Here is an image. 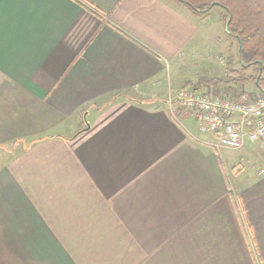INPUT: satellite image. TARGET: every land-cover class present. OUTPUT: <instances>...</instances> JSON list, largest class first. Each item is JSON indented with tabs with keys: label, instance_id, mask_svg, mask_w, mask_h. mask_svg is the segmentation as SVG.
Masks as SVG:
<instances>
[{
	"label": "crops",
	"instance_id": "obj_1",
	"mask_svg": "<svg viewBox=\"0 0 264 264\" xmlns=\"http://www.w3.org/2000/svg\"><path fill=\"white\" fill-rule=\"evenodd\" d=\"M190 10L0 0V264H264V139L239 172L167 106L199 77L201 29L225 33ZM230 72L215 86L244 100Z\"/></svg>",
	"mask_w": 264,
	"mask_h": 264
},
{
	"label": "built area",
	"instance_id": "obj_2",
	"mask_svg": "<svg viewBox=\"0 0 264 264\" xmlns=\"http://www.w3.org/2000/svg\"><path fill=\"white\" fill-rule=\"evenodd\" d=\"M224 60L228 68L230 61ZM208 91V88L183 87L168 96L171 116L178 119L177 110L194 114L199 131L210 135L207 142L215 149L242 150L248 141L264 139V92L249 94L238 100L229 93ZM259 175L264 174V163Z\"/></svg>",
	"mask_w": 264,
	"mask_h": 264
},
{
	"label": "trees",
	"instance_id": "obj_3",
	"mask_svg": "<svg viewBox=\"0 0 264 264\" xmlns=\"http://www.w3.org/2000/svg\"><path fill=\"white\" fill-rule=\"evenodd\" d=\"M178 1L189 5L192 11L199 16L208 15L216 6L226 11L224 31L236 41L237 61L242 72L250 67L256 70L255 74L244 75L242 81H248L259 91L264 92V0ZM234 80L237 79L233 78L231 72L228 76L212 79L216 83L224 84H230ZM203 83L204 81H200L199 87Z\"/></svg>",
	"mask_w": 264,
	"mask_h": 264
},
{
	"label": "rangeland",
	"instance_id": "obj_4",
	"mask_svg": "<svg viewBox=\"0 0 264 264\" xmlns=\"http://www.w3.org/2000/svg\"><path fill=\"white\" fill-rule=\"evenodd\" d=\"M183 5L185 8H187L189 10L191 9L189 5H187L185 3H183ZM216 13L217 14L219 13V15L220 14L225 15L226 11L222 7H219V6L214 7L211 10L209 23L215 22L217 20V17L215 16ZM197 17H198V15H197ZM211 29H212L211 34H207L203 28L201 29V32H200L199 37H198L199 45L195 49V51L197 52L196 54H198V56H200L201 59L203 60L202 65L201 66L195 65L194 67H191L194 69V72H197V76H199V77L194 78L192 80V83L186 87H190V86L199 87L200 80H205L204 83L202 84V86H200L199 88H208V91L218 92L217 88L219 86H215L218 84H216L215 81H212V79L213 78L219 79L221 77H224L225 75H227L226 69L240 68V66H239L238 61H237L235 39L230 37L229 35L227 37V34L224 33L221 28H220L221 29L220 31L217 30L216 26L211 27ZM226 39L229 40V42L231 41L232 46L229 44V42ZM203 43H205V44L203 45ZM224 46H227L228 50L225 49ZM230 46L232 47L231 49H230ZM223 59H225L226 61H228L230 59L232 62V66L230 65L229 68H226ZM209 62L213 63L214 65L208 66L207 67L208 69H203V63H206L204 65V66H206V65H208ZM219 64H222L223 66L222 65L220 66ZM255 72H256V70H254L252 67H250L245 71L244 75L255 74ZM241 77H243V75H241ZM208 82L210 85H208ZM241 83H242V85L245 86L244 88H246V90L249 89V91L254 92V85L253 84H251L248 81L247 82L242 81ZM205 84H207V85H205ZM253 143L248 141L245 145V147H247L252 153L255 150L252 147ZM241 153H243V149L242 150L229 149V150H225V152H224V155H227L232 160V165H235L236 166L235 168H238L239 172H243L244 168L247 164L246 158L241 157L242 156ZM258 166H259V159L258 158L251 161V172H254V170H256L258 168Z\"/></svg>",
	"mask_w": 264,
	"mask_h": 264
}]
</instances>
